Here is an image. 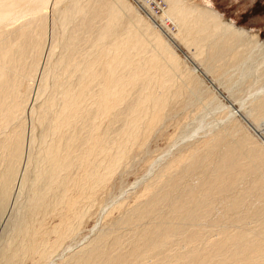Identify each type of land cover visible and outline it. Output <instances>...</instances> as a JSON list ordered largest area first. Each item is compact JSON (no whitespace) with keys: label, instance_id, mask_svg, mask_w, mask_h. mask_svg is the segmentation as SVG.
I'll return each instance as SVG.
<instances>
[{"label":"bare ground","instance_id":"1","mask_svg":"<svg viewBox=\"0 0 264 264\" xmlns=\"http://www.w3.org/2000/svg\"><path fill=\"white\" fill-rule=\"evenodd\" d=\"M49 1L0 0V264H264V140L236 119L264 136V43L186 0H163L167 42L127 0ZM177 43L238 111L207 122L227 109L186 82ZM182 97L194 114L146 159L133 204L71 248L98 189Z\"/></svg>","mask_w":264,"mask_h":264},{"label":"rangeland","instance_id":"2","mask_svg":"<svg viewBox=\"0 0 264 264\" xmlns=\"http://www.w3.org/2000/svg\"><path fill=\"white\" fill-rule=\"evenodd\" d=\"M71 1L72 0H63V1L50 0L46 6L49 9V11L53 7L54 8L58 7L59 9H63ZM152 1L158 3L159 5V12L156 13L157 15L155 14V12L148 9L151 12V14H154L153 18L149 15L150 14L149 11L143 12L140 9V7L137 6V3L135 1L127 0V2L130 3V5H132L134 10L139 13V16L142 18V20H144L148 24V26L152 27L153 30H156V32L162 36L163 40L167 42L169 36L168 33L175 32L176 30L174 25L168 22L163 15L162 11H166L168 9L167 4L163 2V0H152ZM186 1L190 5L199 6L201 8H209L215 11L220 15L221 20L230 23L234 28L245 30L251 40L260 41L264 43V0H186ZM176 45L177 46H174L175 48L174 47L172 48L174 49V52L177 54V56L180 59V70L183 69V67L187 68L188 70L193 72V76L198 77L197 83H195L191 79L187 80L186 82L191 87H195L196 89L198 88L202 92L205 90H209L213 92V94L218 98L219 102L223 106H225V109H227V111L224 109L221 110L216 108H214L216 110L212 109L214 110L213 114L207 117V122H210V120H214L216 118H225L228 111H232V113L238 111L239 110L238 103L233 100V98L229 93H227V91L224 90V87L222 86L221 82L217 81L216 77L208 74L205 71L204 64H202L201 66L200 63L194 62L190 57L191 52H188L183 45H179L178 43ZM57 51H59V49H56L54 54L58 53ZM55 56L56 55H54L53 58H55ZM47 81H48L47 87L50 88L51 86L50 81H52L51 74L48 76ZM181 99L182 102L178 101V103L174 106V108H177L174 109L175 113L166 115V118L163 123V127L160 126L163 129H160V127L157 128L156 135L157 134L158 135L156 136L155 134H153L150 137V139L147 140L148 144L146 143L144 148L140 151H138L137 145L134 146L130 151V154L127 158L128 160L126 159L127 161L125 160L123 164L117 169L115 176L113 175V177L111 178L112 180L110 179L111 181L109 180V182L106 183L107 185L105 184L104 189L103 187L102 190L101 188L98 189L97 194L95 196V202L93 201L92 203L93 206L91 205L89 207L90 210H88L89 216L87 217L89 219H87L86 217L85 219L87 220L86 221L83 220L82 228H80L79 230L80 236L78 235V237L75 240L76 242H73L74 244L71 246V248H73V246H75L76 244L81 243L80 241L82 242L84 241L81 239L84 238L86 240L90 238L95 233V231H97V229L99 230L101 228L105 229L107 227H111L110 225L113 223V221H115L117 217H119L118 213L120 214L121 211H124V213L121 212L122 213L121 215L125 214V211H127L130 208L129 206L133 204L132 202H134V200L140 194L142 189V186L140 185L141 187L139 188L138 183L134 184V181L137 182L138 179L146 178L145 176L147 174L146 175L144 174L146 173L145 171L147 170L146 163L148 158L149 160H152V158L154 159L159 154H161V152H163L166 149L167 144L170 143L169 140L170 138H172L171 136H174L175 132H179V128L181 127L180 125L185 122L187 123L189 121V119H187L188 118L187 112L191 113L193 109H188L185 112H181V113L178 112V109H181L186 102L185 98L182 97ZM190 113H189V118H190ZM191 114H194V112ZM208 114H210V112H208ZM236 119L242 126L246 128L250 136H252L254 139L258 141L260 139L264 140V136L261 135L260 132L261 127L256 129V127L258 126L256 127L253 126V124H251V122L249 121V118H246V115L243 112L242 113L240 112L236 117ZM250 124L251 126L250 128H248V125ZM158 129H160V132L158 131ZM255 129L257 130V132L254 131ZM261 147L264 148V142H261ZM143 151H147L149 153H144ZM120 190H122V192L125 190L123 192V195L119 194ZM128 194L130 195L128 196ZM124 195L126 196L125 198L123 197ZM117 198L119 199L117 200ZM120 199L121 201L123 199V205H122L123 207L121 208L123 210L120 211L118 209L115 210L112 209V211L109 210L110 206L116 203L115 200L118 201L117 203H121L119 202ZM98 208H101L102 211L101 209ZM103 210L106 211L105 215L107 216V220L106 217L104 216ZM98 218H101V220H98ZM103 223L105 225L104 227H103ZM249 223H250L249 226L255 225L254 223L252 224V222ZM93 225L94 226L96 225L95 227L96 229L95 228L92 229ZM97 225L99 226V228L97 227ZM55 257H54V262H57L59 260V257L58 256Z\"/></svg>","mask_w":264,"mask_h":264},{"label":"built area","instance_id":"3","mask_svg":"<svg viewBox=\"0 0 264 264\" xmlns=\"http://www.w3.org/2000/svg\"><path fill=\"white\" fill-rule=\"evenodd\" d=\"M133 1L137 3V6H139L143 12H146L149 10L155 13L159 12V5L152 0H133ZM143 2L145 3V6L143 5Z\"/></svg>","mask_w":264,"mask_h":264}]
</instances>
